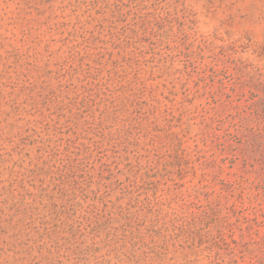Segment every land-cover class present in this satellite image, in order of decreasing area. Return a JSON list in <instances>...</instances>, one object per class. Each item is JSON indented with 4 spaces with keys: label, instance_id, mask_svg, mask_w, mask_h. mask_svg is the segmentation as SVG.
I'll return each mask as SVG.
<instances>
[{
    "label": "rangeland",
    "instance_id": "obj_1",
    "mask_svg": "<svg viewBox=\"0 0 264 264\" xmlns=\"http://www.w3.org/2000/svg\"><path fill=\"white\" fill-rule=\"evenodd\" d=\"M0 264H264V0H0Z\"/></svg>",
    "mask_w": 264,
    "mask_h": 264
}]
</instances>
